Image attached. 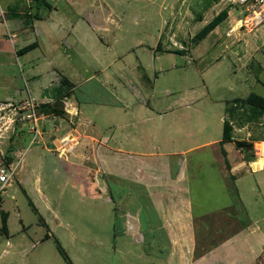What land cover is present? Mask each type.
I'll return each mask as SVG.
<instances>
[{
	"label": "rangeland",
	"instance_id": "rangeland-1",
	"mask_svg": "<svg viewBox=\"0 0 264 264\" xmlns=\"http://www.w3.org/2000/svg\"><path fill=\"white\" fill-rule=\"evenodd\" d=\"M46 1L49 6L0 0V172L16 169L6 167L7 155L17 158L19 167L30 164L7 183L0 177V264H70L64 252L72 264L189 263L225 237L220 213L234 214L240 225L264 216V167L257 170L253 163L257 172L247 166L233 177L218 144L224 121L233 128L231 150H241L248 163L256 158L254 143L264 141V111L246 103L251 93L264 97V21L245 24L249 13L234 0ZM7 4L29 23L17 41L11 39L15 32L7 21L16 18L7 13ZM224 10L228 17L196 42ZM36 42V48L18 54ZM65 78L78 88L63 99L64 108L58 105L63 112L54 114L55 89ZM31 100L43 115L40 132L51 131L54 139L62 140L73 126L68 104L78 103L90 119L78 138L87 132L107 138L111 147L136 151L193 147L185 158L196 214L194 240L175 245L157 234L149 243L141 233L130 234L137 227L129 228L128 214L137 218L141 196L128 201V188L113 175L90 188L89 175L67 169L59 153L45 149L53 147L48 143L53 138L34 140L32 123L22 120ZM238 142L246 146L239 148ZM82 148L78 152L90 154L91 148ZM94 164L93 159L89 167ZM107 167L106 173L118 169L111 162ZM5 212L8 232L2 230Z\"/></svg>",
	"mask_w": 264,
	"mask_h": 264
},
{
	"label": "crops",
	"instance_id": "crops-1",
	"mask_svg": "<svg viewBox=\"0 0 264 264\" xmlns=\"http://www.w3.org/2000/svg\"><path fill=\"white\" fill-rule=\"evenodd\" d=\"M6 7V10H8L7 13L14 15L16 18L15 21H7V24L11 26L15 32L13 33V38H11L12 41H17L18 37L16 36H18V32H22L24 29L25 31L23 32H27L29 23H25V18H23L21 12L17 11L13 6L8 7L7 4ZM11 8L13 9L12 12ZM2 11L4 10H1V15L4 16ZM9 30L10 28L8 31ZM25 39L29 40V36L26 35ZM24 47L25 45L23 48ZM3 65V62H0V66ZM77 88L78 84L74 83L73 93ZM45 99V101H50L47 97ZM70 106L71 108H69ZM70 106L68 104V110L69 113H71L68 117L71 120H75V123H73L70 129H66L67 133L62 140L59 139V137L54 139L51 131L44 132V135L40 132V135H38L42 140H44V136L53 138L52 142H48L53 145V147L46 146L45 149L47 151L55 150L59 153L67 169L80 168L85 173V177L89 175L87 183L85 184L90 188L94 186L96 188V186L100 184V179H104L106 175H113L115 179L121 178L124 187L128 188V190H125V196L128 201H130L133 196L139 194L142 201L137 209V218L128 214L131 218L129 221V228L137 227V231L131 230L129 232L130 234L133 232L141 233L143 242L148 241L149 243L157 241V234L161 236V240L171 244L181 245L182 243H191L196 234V214L192 199L189 161L185 158V155L193 147L180 152L173 151L167 153L162 152V150L155 145L156 148L152 150L136 151L133 149L124 150L120 147H111L107 144V138L99 140L95 136L89 135L87 132L84 137L79 134V138L82 137L79 139L78 131L81 129L87 131L86 124L90 123V119L81 112L78 108V103L77 105L70 104ZM59 127L64 128L63 124H59ZM60 130V128H56V131ZM71 136H75V140L71 139ZM221 141L222 139L218 141V144ZM44 142L46 143V141ZM58 143H61V147ZM215 144H217V142L213 145ZM62 147L67 148L63 151L61 149ZM82 147H86V150L87 147H89V149L91 148L90 154L83 153L82 151L78 152L83 149ZM222 147L227 155H222L221 159L225 158L223 159L224 165H226V162L229 163V168L226 169L229 171L230 175L235 177V173L242 174L243 171L241 170L250 166L251 162L248 163L247 160L243 159L244 156L240 152L241 150H231L232 147H236L233 142H226ZM231 154L233 156H231ZM16 159H14L12 164V166L14 165L16 168L12 170L13 173L21 168L26 169L30 167L29 162H25L24 165L22 164L19 167V160L16 161ZM93 159L95 160V167H89ZM221 159L220 161H222ZM79 162H84V165L82 166ZM108 162L117 165L118 169L112 171L108 170L106 173L105 170L108 168ZM119 162H121V164ZM220 170L222 173V165H220ZM224 175L225 174H223V178ZM235 185L237 189L238 186L236 181ZM100 186L103 187V190L109 191L107 185ZM97 188L99 189V187ZM262 213H264V208ZM210 214L212 213L209 211L206 216ZM218 219L221 220L222 225L226 227V229L220 233V235L224 234L225 237L220 239L218 245L207 253L194 258L191 262L189 261V263L182 261L181 264H264V216L260 219L249 218V220L242 225L238 224V220L235 219L234 214L225 216L220 213ZM143 226L145 229L142 228ZM227 227H234V230L227 229ZM140 228L144 229V232H142ZM163 232L165 233L164 239ZM180 255L183 257V254Z\"/></svg>",
	"mask_w": 264,
	"mask_h": 264
},
{
	"label": "trees",
	"instance_id": "trees-1",
	"mask_svg": "<svg viewBox=\"0 0 264 264\" xmlns=\"http://www.w3.org/2000/svg\"><path fill=\"white\" fill-rule=\"evenodd\" d=\"M35 2L40 3V4H44L49 6L50 4L46 1V0H35ZM228 17V12L227 10L222 11L221 13H219L210 23H208L197 35H196V42H200L201 40L205 39L209 33H211L217 26H219L226 18ZM38 46V43H32L22 49H20L18 51V54H23L26 53L34 48H36ZM73 88L74 85L70 82V80L68 78H65L63 80L62 86L55 89V93H54V99L57 100V103L52 109L51 111L54 112V114H59L62 113L64 109H58V105H61L62 108H64V105L62 104L63 99L65 98H69L72 93H73ZM246 103L250 104L251 106L254 107V111H264V97L256 94V93H251L247 100ZM232 131L233 128L231 126V124L228 121H224V131H223V138L222 141L220 142L221 145H223L226 142H231L232 141ZM244 146H246V144L244 142H238L237 143V147L239 148H243ZM253 147V145L251 146ZM254 159L253 157H251L249 159V162H253ZM14 162V157L11 155H7L6 159H5V165L6 167H9L13 164ZM1 218H2V230L4 232H8L9 227H8V220H9V213L5 212L1 214ZM61 251L64 252L63 249H61ZM64 255L66 257V259L68 260V262L70 264H72V261L69 259V257L65 254Z\"/></svg>",
	"mask_w": 264,
	"mask_h": 264
},
{
	"label": "built area",
	"instance_id": "built-area-1",
	"mask_svg": "<svg viewBox=\"0 0 264 264\" xmlns=\"http://www.w3.org/2000/svg\"><path fill=\"white\" fill-rule=\"evenodd\" d=\"M234 3H238L239 5L246 7V12H248L249 15L246 17L245 24L248 25V23L252 21L256 24H261L264 21V0H234ZM2 14H5V12L2 11ZM38 107L39 105L34 100L27 102V106L23 107L25 109L27 108V112L22 116V120L32 123L34 140L36 136L40 135L39 122L43 118V115H38ZM254 151L256 154V158L253 162L250 163V166L253 165V163L257 162L258 159L264 158V141L260 140L255 142ZM251 168L253 169L252 166ZM12 173L13 172H8L6 168L1 169V180L7 183L12 178Z\"/></svg>",
	"mask_w": 264,
	"mask_h": 264
},
{
	"label": "bare ground",
	"instance_id": "bare-ground-1",
	"mask_svg": "<svg viewBox=\"0 0 264 264\" xmlns=\"http://www.w3.org/2000/svg\"><path fill=\"white\" fill-rule=\"evenodd\" d=\"M264 158H260L259 161H257V163H254L253 167L257 170H260L264 167V161L262 160Z\"/></svg>",
	"mask_w": 264,
	"mask_h": 264
}]
</instances>
